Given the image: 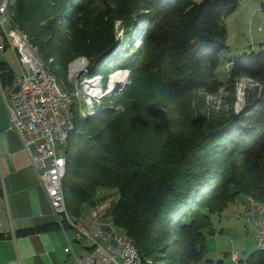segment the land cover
Returning a JSON list of instances; mask_svg holds the SVG:
<instances>
[{"label": "trees", "instance_id": "trees-1", "mask_svg": "<svg viewBox=\"0 0 264 264\" xmlns=\"http://www.w3.org/2000/svg\"><path fill=\"white\" fill-rule=\"evenodd\" d=\"M92 1L9 0L12 25L27 33L43 60L54 57L51 70L67 89L66 66L76 54L88 55L92 75L130 72L116 97L122 107L100 102L88 116L81 94H73L62 178L67 209L77 219L99 188L115 187L113 223L144 264L147 258L153 264H227L207 257L205 232H213V213L235 198L264 202V49L243 53L228 70L230 79H253L258 93L237 114L188 137L152 132L142 123L147 96L140 86L152 87L173 109L195 89L216 92L222 86L219 54L228 46L225 18L239 0H106L104 15L111 11L128 29L135 20L137 40L147 49L138 59L125 57L124 46L112 51L111 26L89 39L61 38L55 17L69 21ZM3 74L9 73L0 63L1 80ZM238 262L264 264V249L257 245Z\"/></svg>", "mask_w": 264, "mask_h": 264}, {"label": "rangeland", "instance_id": "rangeland-1", "mask_svg": "<svg viewBox=\"0 0 264 264\" xmlns=\"http://www.w3.org/2000/svg\"><path fill=\"white\" fill-rule=\"evenodd\" d=\"M105 1L93 0L81 10H77L69 21H63L57 15L55 17L56 25L61 31V38L63 36L72 42L77 41L80 37L89 39L92 35L99 34L103 30L108 32L107 26H111L114 40H116L112 47L113 52L124 46V51L127 53H125V57L138 59L145 55L147 49L137 40V33L133 26L135 20L131 21V27L128 29V23H123L120 19L115 18L111 11L106 10L110 14L106 15L105 13L104 15L102 12L107 7ZM111 5L112 1H110ZM8 12H10L9 21H11L13 13L9 5ZM225 22L228 30V46L219 54L220 62L217 73L222 80V86L216 92L207 93L202 89H195L187 95L177 109H173L164 99H158L152 87L140 86L142 89L146 88L145 95L147 96L146 105L143 108L142 123L152 132L167 129L174 135L186 137L198 131L203 132L209 122L237 114L247 105L249 98L258 93L259 85L253 79L246 76L230 79L228 70L229 65L243 53L264 49V0H239L237 8L225 18ZM9 24L12 25L11 22ZM35 51L37 53L36 47ZM44 61L49 66L50 63L54 67L57 66L54 64L53 56L47 57ZM90 64L91 60L88 55L81 53L74 55L66 66V80L72 86V94H81L86 104V108L81 109L83 114L88 112L87 115L90 116L98 112L99 108L95 109V106L100 105V102L122 107L119 97L118 99L116 97L119 90L130 83L129 69L122 68L123 73L120 81L113 83L116 79L114 75L117 71L116 68H113L106 76L102 73L92 75L90 72L95 67ZM109 189L115 195L112 201H116L118 198L117 188L109 187ZM237 199L244 200L247 197H237L220 212H214L212 217L213 232H205L204 243L207 257L213 260L223 259L227 264H240L239 259H245L257 249V242L254 239L256 226L236 210ZM97 211V216H99L101 211L100 209ZM147 259L150 264L151 262L153 264V259ZM161 262L164 260L155 261L157 264Z\"/></svg>", "mask_w": 264, "mask_h": 264}, {"label": "crops", "instance_id": "crops-1", "mask_svg": "<svg viewBox=\"0 0 264 264\" xmlns=\"http://www.w3.org/2000/svg\"><path fill=\"white\" fill-rule=\"evenodd\" d=\"M0 63L9 73L0 79V264L73 261L75 256L89 252L90 241L76 240L75 228L56 220L30 155L10 119L9 87L19 73L15 51L12 48L1 51ZM113 196L109 188H99L92 200L82 205L76 220L86 228L117 232L128 238L113 223L111 209L116 202L112 201ZM99 209L101 213L97 216ZM69 242L72 251L68 249Z\"/></svg>", "mask_w": 264, "mask_h": 264}, {"label": "built area", "instance_id": "built-area-1", "mask_svg": "<svg viewBox=\"0 0 264 264\" xmlns=\"http://www.w3.org/2000/svg\"><path fill=\"white\" fill-rule=\"evenodd\" d=\"M6 48L15 51L19 63V73L14 75L9 87L7 105L10 119L30 155L56 220L61 225H72L71 220L63 218L58 191L59 168L63 155L60 134L66 129L67 121L66 97L52 88L50 74L45 73L27 42L7 22L0 0V52ZM236 203L238 211L253 220L256 226L255 242H258V246H263L264 233H258V226H264V213L254 212L241 202ZM75 239L89 240V252L75 256L73 261L62 260L58 264H142V258L135 255L130 243L124 238L111 235L110 231L99 235H80L75 229ZM68 249L73 250L72 242H69Z\"/></svg>", "mask_w": 264, "mask_h": 264}, {"label": "bare ground", "instance_id": "bare-ground-1", "mask_svg": "<svg viewBox=\"0 0 264 264\" xmlns=\"http://www.w3.org/2000/svg\"><path fill=\"white\" fill-rule=\"evenodd\" d=\"M8 5H9V0H2V7H3V12L7 18V22H11L9 21L10 17H9V13L8 12ZM11 16V14H10ZM13 28H15V31L18 33V35L20 37L23 38V40L25 42H27L28 47L32 50L33 54L38 57L39 62L41 64V66L44 68V71L46 74H50L51 76V85L52 88L54 90L60 91L61 93H63V95L66 97V129L63 130L62 134H60V141H61V150H62V162H61V168H59V177H58V191H59V201L61 203V209L63 211V218H65L66 220H71L72 222V226L77 229V233L80 235H87L89 233V235H99L102 232H105L103 230H94V229H89L86 228L84 225L80 224L79 222H77V220L72 216V214L69 212V210L66 207V203H65V196H64V191H63V185H62V178L65 174L66 171V155H65V147L67 145L68 142V137H69V133L70 131L74 128V121H73V113L71 110V104H72V100H73V90H69L66 87H64L63 85L60 84L56 74L51 70V67L48 65L47 62H45L35 51V47L32 45L29 36L27 35V33H25L24 31H22L21 29H19L18 27L13 26ZM123 73V69H117V71L115 72V76L116 79L113 81L117 82L120 81L121 76ZM236 202H241L242 204L252 208L254 210V212H258V213H264V202H260L258 200L255 199H237ZM236 210L238 211V204H235ZM242 216L246 217L247 221H251L253 223V220L251 218H249L248 216H246L245 214H242ZM255 226V224H254ZM255 228V227H254ZM253 228V229H254ZM258 233H264V226H258ZM111 235L113 236H117L118 238H124L127 240L128 243H130V245L132 246V250L134 251L135 255H137L138 257L141 258L135 244L132 242L131 239L126 238V237H122L120 236V234H118L117 232L111 233ZM258 245V242H257ZM259 248L264 249V245L263 246H258ZM142 264H144L143 260H142Z\"/></svg>", "mask_w": 264, "mask_h": 264}]
</instances>
